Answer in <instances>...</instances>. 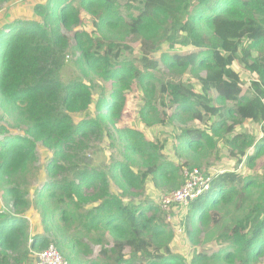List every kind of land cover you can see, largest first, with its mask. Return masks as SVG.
I'll return each mask as SVG.
<instances>
[{"label":"trees","instance_id":"1","mask_svg":"<svg viewBox=\"0 0 264 264\" xmlns=\"http://www.w3.org/2000/svg\"><path fill=\"white\" fill-rule=\"evenodd\" d=\"M131 1L140 12H109ZM34 12L39 21L15 20L0 29V198L9 212L0 213V264H31V251L52 243L69 264H187L171 246L172 210L137 201L149 180L163 193L183 187L190 165L168 158L165 143L119 126L137 85L140 123L152 128L168 120L178 158L198 162L190 170L211 168L221 144L237 162L232 171L212 172L209 189L188 203L187 240L217 249L197 250L188 264H258L264 258V0H47ZM66 56L89 83L62 79ZM93 104L95 113L88 114ZM247 121L258 137L235 134ZM103 139L110 165L94 169L87 157ZM39 145L51 152L45 163ZM32 210L42 234L31 231Z\"/></svg>","mask_w":264,"mask_h":264},{"label":"rangeland","instance_id":"2","mask_svg":"<svg viewBox=\"0 0 264 264\" xmlns=\"http://www.w3.org/2000/svg\"><path fill=\"white\" fill-rule=\"evenodd\" d=\"M47 0H9L6 2V4L0 6V29L11 23L14 22L15 20H20V21H39V18L35 15L34 8L37 4H44ZM124 2H127L128 0H123ZM133 1L129 2L128 5L124 7H116V5H112V9L109 12H120L126 15H132L140 12V10L134 3L133 6ZM132 4V5H130ZM72 35V34H70ZM134 50L136 53L139 52L138 47L134 46ZM168 49L165 48L164 51H167ZM188 51V49L184 50ZM182 51V53H184ZM197 51V50H195ZM161 52L156 54L155 57L156 59H159L161 57ZM244 75L250 79V80H256V76L254 75H249L245 74ZM61 77L64 81H69V80H75L78 78H82L83 76L81 73L78 71L76 68L75 64L72 62L70 59V56H66L64 59V65L61 73ZM84 78V77H83ZM96 83L97 79L93 78ZM84 81L88 82L86 78H84ZM89 83V82H88ZM108 85H105L104 90L108 88ZM103 90V91H104ZM95 99L99 96L97 93L95 94ZM141 94H140V89L139 86H134L133 90L128 94V101H127V107L124 111V116L119 124L120 127H129V128H135L139 129L144 133L147 139L153 141H160L165 143L166 145V150L164 153L168 156V158L171 157V160L175 161L176 163H189V166H185L184 168L186 170H190L191 165H198V162L195 160L190 159V157L186 154L184 155L181 159L178 158V154L175 152V146L178 144L177 140L175 138V135H177L176 130L173 128V126L168 124V120L163 121L161 124L155 125L152 128L145 127L143 124L140 123L139 118H138V111L140 106L142 105L141 102ZM172 111H167L164 112V115H171ZM95 113V105L91 107V110L88 114ZM2 124L4 126H11L10 123H7L4 120H2ZM249 131L252 133L254 136L258 137L261 133L259 132L258 128L256 125L251 124L249 121L245 122L241 126H238L235 129V134L241 133L244 131ZM11 133L14 134H19L22 133L20 130H11ZM38 151L39 154L41 155L40 159L42 163H45L48 158H51V152L43 147L42 145L38 146ZM252 150H249L248 152L250 153ZM110 155H111V148L109 147V141L107 139H103L101 142L97 143L96 146H94L90 151L88 155V160L91 166L94 169H101L105 170L109 165H110ZM177 155V156H176ZM118 159L121 158V156L118 154ZM212 167L209 168L207 164H203L200 166L199 171L201 172L202 175L204 176H210L212 172H215L217 170L219 171H232L234 168H236L237 162L236 160L230 156L228 148L225 147L223 144L219 146V152L215 154V156L212 159ZM194 170V169H193ZM213 170V171H210ZM240 170L241 167H240ZM186 181V179H185ZM147 193L139 198L137 201L144 202L145 200L149 199L156 204H159L162 198L165 196L163 192L158 190L157 188L154 187L153 182L149 180L147 182ZM205 183H202L199 185V187H203ZM112 187V192L115 194H119L120 191L117 188V186L112 182L111 184ZM180 189V188H179ZM178 190V189H176ZM173 190V191H176ZM2 198H0V213L1 214H8V210L5 208L2 202ZM188 208V206H187ZM187 208L182 209L180 206H173L170 210H172V215H171V227L172 231L175 234L174 241L172 243V249L184 256L185 261L188 263H191V259L193 257V254L198 250V251H203L208 249V251L211 253L213 251H216V246L212 245H206L203 244L205 248H196L194 244L190 243L185 234L184 230V218L187 214ZM241 217V215L239 214ZM27 219H29L30 222V228L33 234H42L43 233V225L41 223V218L36 210H32L27 214ZM102 233L104 236L108 237V233L105 232V230H102ZM52 240V239H51ZM50 246H55L54 243H52ZM49 246V247H50ZM212 246V247H211ZM56 247V246H55ZM57 248V247H56ZM31 249V248H29ZM58 249V248H57ZM59 251V250H58ZM99 248L94 247V254L92 255L93 258L97 257ZM60 252V251H59ZM39 252H33L31 251V256L32 258V263L31 264H36L35 257H37ZM60 254L63 256V254L60 252ZM126 254L129 255L130 251L126 250ZM66 258L65 256H63ZM67 259V258H66ZM258 264H264V258H262Z\"/></svg>","mask_w":264,"mask_h":264},{"label":"built area","instance_id":"3","mask_svg":"<svg viewBox=\"0 0 264 264\" xmlns=\"http://www.w3.org/2000/svg\"><path fill=\"white\" fill-rule=\"evenodd\" d=\"M183 175L186 178V183L183 187L176 191L165 193L159 205L163 210H169L173 206H180L186 209L190 200L201 196L209 189L211 175L204 176L199 169L184 170ZM205 183L203 187H199ZM171 220V218H169ZM36 264H69V261L64 258L55 246H50L35 257Z\"/></svg>","mask_w":264,"mask_h":264}]
</instances>
